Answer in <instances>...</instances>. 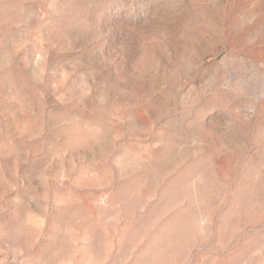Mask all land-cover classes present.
<instances>
[{"label":"rangeland","instance_id":"rangeland-1","mask_svg":"<svg viewBox=\"0 0 264 264\" xmlns=\"http://www.w3.org/2000/svg\"><path fill=\"white\" fill-rule=\"evenodd\" d=\"M0 264H264V0H0Z\"/></svg>","mask_w":264,"mask_h":264}]
</instances>
